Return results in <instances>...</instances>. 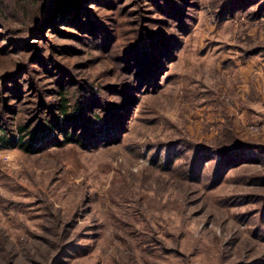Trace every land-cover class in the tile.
I'll return each instance as SVG.
<instances>
[{
  "label": "rangeland",
  "instance_id": "1",
  "mask_svg": "<svg viewBox=\"0 0 264 264\" xmlns=\"http://www.w3.org/2000/svg\"><path fill=\"white\" fill-rule=\"evenodd\" d=\"M84 1L81 11L97 10ZM115 1L84 44L75 15L51 32L49 57L87 117L76 124L95 134L105 121L107 131L84 146L57 145L52 132L32 153L0 149V245L11 250L0 264H264V181L250 180L264 153L224 166L211 151L228 128L264 147V0ZM163 4L180 17L157 13ZM6 25L0 51L22 50L17 60L48 40L47 28L28 37ZM147 34L164 45L149 82L134 76L147 63L137 64L133 35ZM55 89L31 92L22 108L43 100L56 117Z\"/></svg>",
  "mask_w": 264,
  "mask_h": 264
},
{
  "label": "trees",
  "instance_id": "2",
  "mask_svg": "<svg viewBox=\"0 0 264 264\" xmlns=\"http://www.w3.org/2000/svg\"><path fill=\"white\" fill-rule=\"evenodd\" d=\"M81 1L82 0H0V18L7 24V30H14L15 27L24 26L28 37L31 35H38L36 31L43 30L44 28L48 30L46 32V34H48V40H46L44 36L43 38L45 40L41 41V43H33L36 49L32 55L26 58H21L20 60L15 58L14 53L17 55V53H21L22 50L9 49L8 51H0V149L14 146L18 147L24 153H32L40 148L44 138L52 132L58 133L57 145L63 142V144L67 145L74 144L84 146L85 143H88V141L94 138L95 134H99L100 136L107 131V125H102L105 121L100 124L94 122L96 125H99L101 129V131L95 132V134L91 131H84L82 124H76L80 119H87V117L83 118L84 110L82 104L71 100V96H73V94L75 95L77 90L75 88H70L72 86L67 80V71L60 68V66L55 63L53 59L54 56L49 57L52 55V50H54V44L52 43L54 37L51 32L54 27L60 28L69 25V14L75 15L79 21L81 20L78 23L74 22L77 25L74 23H72V25L85 35V37L82 36L84 44L90 37L89 34H94L98 31V25L100 27L102 25L100 22L107 12L100 9H105L107 6H113L116 3L115 0H85L84 4H87L89 1L87 6L89 5L91 9L98 7L95 12L91 13L86 11L87 9L81 11L77 7L78 3ZM237 1L246 0H231L227 3L233 4ZM251 6L253 5H250V7ZM229 7L233 9L231 4ZM175 8L176 11L173 12L168 5L163 4L161 6V12L157 13L166 15L172 12L173 17H180L181 12L178 10L177 6H175ZM226 8L227 6L225 8L223 7V10L227 11ZM260 12H264V6H262ZM64 13L68 14L63 15ZM63 31L64 30L58 29L57 32L68 34V32ZM147 36L146 39L141 40V38H139L137 41V37L133 35L137 64L139 62L143 64L147 63L144 70L140 67L135 70L134 76H136L138 80L144 78L145 82L150 81L151 75L157 64L158 55L162 53L161 51L164 47L159 39L155 40L154 37L148 34ZM4 41H7V39ZM150 43H152L151 47H149L148 50L145 49ZM132 56H134V54H132ZM53 66H57L55 72L50 71ZM51 74H53V80H49ZM72 81L73 80H71V82ZM51 83H55L56 87L55 93H53L56 100L51 103L54 107V111L57 112L56 117L49 115V104H46L43 100L41 102H39V100L35 103L31 102L34 106L33 109L22 108V103L30 101L29 97L31 92L35 96L38 93L42 94L43 91H47L46 89L50 87ZM89 91L94 92V86H91ZM33 112L42 115V123L35 128L27 124V120L24 118ZM11 116L17 117L18 120L14 128L13 126L4 124V121ZM95 116H97V114L92 117L95 119ZM22 119H25L24 122H20ZM101 121H103V119ZM75 128H78V130L80 129V133L85 132V136L73 134L72 131ZM226 131L227 134H223V139L213 141V149L211 150L219 153L221 157H223L222 161L228 158L224 166L230 165V160L232 159L235 161H259L258 163H260V158L252 153L258 151L264 153V147H256L252 143H242L244 140L235 135L229 128ZM199 149H203V147L197 146V150ZM250 178L252 181L257 179L264 181V172L250 176ZM261 201L264 204V198L261 199ZM62 237L64 236H58L60 241H63L64 238ZM67 244V242L60 243L58 241L57 248L65 251L64 249ZM0 249L5 257L10 260L11 250L2 244L0 245Z\"/></svg>",
  "mask_w": 264,
  "mask_h": 264
}]
</instances>
